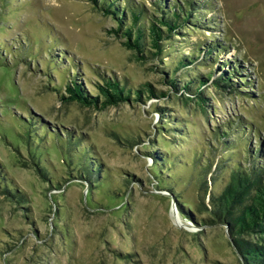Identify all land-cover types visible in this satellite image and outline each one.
I'll return each instance as SVG.
<instances>
[{
    "label": "rangeland",
    "instance_id": "rangeland-1",
    "mask_svg": "<svg viewBox=\"0 0 264 264\" xmlns=\"http://www.w3.org/2000/svg\"><path fill=\"white\" fill-rule=\"evenodd\" d=\"M212 1L207 18L217 21L216 30L185 32L175 44L222 42L227 51L216 67L240 62L250 83L243 91L253 99L209 86L205 110L170 92L99 111L60 100L69 76L77 73L91 95L101 76L168 92L161 70L178 52L163 62H138L108 35L113 22L87 0H0V169L23 198L0 193V264H239L227 227L204 223L213 219L212 189L200 187L187 158L202 150L210 155L212 133L231 122L252 125L251 146L259 142L257 131L264 149V0ZM50 45L59 70L43 62L52 58L44 51ZM24 119L83 139L100 178L94 185L71 179L68 148L57 138L56 147L31 149L38 159L43 152L53 179L43 181L19 136ZM171 158L174 169L166 162ZM224 187L222 177L213 191Z\"/></svg>",
    "mask_w": 264,
    "mask_h": 264
},
{
    "label": "trees",
    "instance_id": "trees-1",
    "mask_svg": "<svg viewBox=\"0 0 264 264\" xmlns=\"http://www.w3.org/2000/svg\"><path fill=\"white\" fill-rule=\"evenodd\" d=\"M87 2L94 11L113 22L114 25L107 30L108 35L120 41L125 49L134 54L138 62H163L168 54L176 51L178 58L169 63L167 71L161 70L168 92L157 91L151 83L134 89L126 82L101 76V82L96 84L97 93L91 95L78 80L79 76L76 73L73 76L68 75L69 80L63 87L64 93H61L60 100L64 104L74 103L103 111L123 104L130 106L137 103L145 104L147 100L153 98L165 99L173 92L179 100L185 103L195 102L205 110L208 99L205 88L209 86L214 90L231 88L243 92L248 99L254 98L253 92L243 91L244 88H250V83L247 78L240 75L243 71L240 62L234 64L221 62V65L216 67L222 53L227 51L226 45L222 42H187L185 45L182 42L179 46L175 44L179 40L178 36L185 32L216 30L217 21L214 18H207V15L215 10L212 0H87ZM186 47L190 48L188 54L184 53ZM44 51L49 57L52 56L49 61L43 60L44 64L53 71L59 70L55 64L57 57L53 55L55 48L50 45L47 49L44 48ZM34 52L35 49L30 55L35 54ZM63 54L62 57L73 62L71 57ZM206 64H209V67ZM227 67L230 68L225 70ZM202 68L211 69L209 73H203L200 71ZM67 72L68 69L62 68L64 73H61L62 76L67 75ZM25 120H22L24 124L21 126L26 131L19 136L23 139L24 149L29 155L31 162L29 167L35 170L43 181L51 182L53 179L49 169L41 162L42 154L49 145L56 147V141H60V138L66 143L70 154L72 167L70 178L90 185H94V180L100 178L93 176L94 171H102L95 167L96 163L92 161L91 152L84 147L83 139H77L70 133L62 135L56 131L51 132L33 119ZM163 125L168 126V122ZM251 131L252 125L244 127L239 122L218 127L211 135L210 142L213 145H206L210 155L205 156L203 150L200 154L199 151H195L191 160L187 158V162H190L197 174L200 187L205 188L206 193L210 192V187L212 189L209 193L211 209L208 212L213 219L204 223L222 224L227 227L239 264H264V149L257 131L253 133L259 142L257 146H251ZM40 144L43 146V152L41 151L38 159L31 149L36 145L39 147ZM175 161L177 160L171 158L166 162L174 169ZM159 165L160 163L156 164L158 168ZM222 177L225 178V187L215 193L213 189ZM12 184L0 169V193L12 198L17 196L20 192L17 195L13 193Z\"/></svg>",
    "mask_w": 264,
    "mask_h": 264
},
{
    "label": "bare ground",
    "instance_id": "bare-ground-1",
    "mask_svg": "<svg viewBox=\"0 0 264 264\" xmlns=\"http://www.w3.org/2000/svg\"><path fill=\"white\" fill-rule=\"evenodd\" d=\"M176 218V217H175Z\"/></svg>",
    "mask_w": 264,
    "mask_h": 264
}]
</instances>
